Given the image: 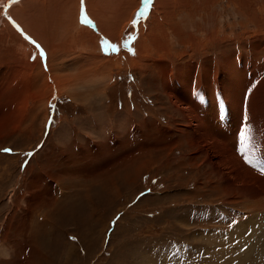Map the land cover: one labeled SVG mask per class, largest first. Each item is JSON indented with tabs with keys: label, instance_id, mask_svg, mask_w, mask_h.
I'll return each instance as SVG.
<instances>
[{
	"label": "rangeland",
	"instance_id": "obj_1",
	"mask_svg": "<svg viewBox=\"0 0 264 264\" xmlns=\"http://www.w3.org/2000/svg\"><path fill=\"white\" fill-rule=\"evenodd\" d=\"M26 2L106 69L46 94ZM143 3L0 0V264H264V0Z\"/></svg>",
	"mask_w": 264,
	"mask_h": 264
},
{
	"label": "bare ground",
	"instance_id": "obj_2",
	"mask_svg": "<svg viewBox=\"0 0 264 264\" xmlns=\"http://www.w3.org/2000/svg\"><path fill=\"white\" fill-rule=\"evenodd\" d=\"M92 1H94V0H92ZM92 1L88 0V4L86 5V7H87V10L90 12V14L93 17L92 20H94V23L96 24L95 27L98 26V29H100V31H102L103 34L109 35L113 30H115L116 25H118L121 22L120 18L119 19L115 18V16L113 14H111L110 16L108 15L107 17L104 16L103 13L106 12V10H108L110 12L109 7H108V9L105 6H104L105 8H103L102 5L100 4V2H103L105 0H96L91 5H89L90 4L89 2H92ZM26 3H27L26 4L27 10L25 11L26 13L22 14V17L20 16L19 13L14 12V14L16 15V17L18 19H20L19 21L21 22V24H23L24 29L29 31V34H31L33 37H35L36 39L37 38L39 39V42L41 43L40 45L42 46V49H44V51L46 52V58L44 59L46 62H44L42 57L40 58V54L42 53V50L40 48L41 46L36 47L37 48V50H36V48H34L32 45H30L26 41H24L25 44L23 43V47H25L27 50H24L22 57L26 58L28 56L29 58H31L32 61L39 60V62L36 65L31 64V67L34 70V72H38L37 75L35 74V76H34V79H36L37 81L40 79L38 76H41V73H42L41 71L44 72V74H45L44 83L46 85V94L49 91H52L53 88H57V90H59V91H63L64 89H66V91L68 92L70 88H73L74 83H77L82 78L89 81V80L93 79L92 78L93 76H91V75H94V76L98 75L99 71L103 72V70L106 69L104 67V65L106 66V62H105L104 58L97 56V54L83 53V52H78L77 54L72 56V58H70V62L68 60L69 64L64 65L65 67L61 66L60 63H63L64 53L52 54V51L50 52V49H52V50L57 49L58 46L61 45V43L56 44V45H52L51 41L53 42V40L55 38H58V37L60 40H62L63 35L61 36V32H59V31H58V33H56V26H54L53 22L47 20L48 18L46 19V14H45V17L43 18V21L37 20L39 22V23L37 22L38 24H34V23L30 22L29 19L30 20L32 19L31 21H33L34 20L33 16L37 15V12H36L37 6H34L33 4L31 5L29 2H26ZM94 3L100 4V6L99 5L98 6L100 8L101 13L99 12L98 9L94 8V5H93ZM63 4H64V9H63V6L61 7V12L63 14L62 20L65 18V16L67 14H68L67 16H69V17H71V16L76 17L77 16L76 14L79 13L78 10L74 11L76 14L74 12L72 14H70L71 10L68 13H65V8L68 7V6H66L68 4V1L64 2ZM101 9L104 12H102ZM31 17H33V18H31ZM53 17H54V15H53ZM116 17H119V15L117 16V14H116ZM39 18H40V16H39ZM62 24L64 25V21H62ZM70 32H71V34H70L71 38L69 39V41L72 40L71 43H73L74 48L78 47L81 49L89 50V49L97 48L96 45H99V47H101V48H103L105 46L106 41L104 40L105 41L104 42L103 39L97 38L94 35L95 31L94 30L92 31V28L88 29L86 26L78 24V22L77 23H71V31ZM26 33H28V32H26ZM26 36H27V34H25V38L28 39V37H26ZM59 39H57V40H59ZM133 49H134V52H136V47H134ZM102 59L104 60L102 66L101 65L98 66L96 64V62L99 60L101 61ZM65 60H66V58H65ZM54 63L57 64L58 67L55 66V68H54ZM44 66L47 67L46 70H44ZM95 69H97V73L95 72ZM62 70H67V72H65V71L61 72ZM50 80H53V83H51ZM68 82H72V84H71L72 86L68 85ZM65 83H67V87H66ZM69 86H71V87H69ZM32 88H33V86H32ZM36 90L39 92L38 89H36ZM36 90H34L33 93H35ZM34 96H36V94Z\"/></svg>",
	"mask_w": 264,
	"mask_h": 264
},
{
	"label": "snow or ice",
	"instance_id": "obj_3",
	"mask_svg": "<svg viewBox=\"0 0 264 264\" xmlns=\"http://www.w3.org/2000/svg\"><path fill=\"white\" fill-rule=\"evenodd\" d=\"M144 2L147 3V0H144ZM81 4L83 6V0H81ZM82 17H83V13H82ZM133 23H135V21ZM32 42L35 43L34 41H32ZM37 47H39V45H37ZM113 50L115 51V46H113ZM4 151L7 152V151H10V149H4ZM241 151H243V148L241 149ZM27 155H31V153H28ZM246 159H247V157H246ZM141 195H143V193ZM71 239H75V238H71Z\"/></svg>",
	"mask_w": 264,
	"mask_h": 264
},
{
	"label": "water",
	"instance_id": "obj_4",
	"mask_svg": "<svg viewBox=\"0 0 264 264\" xmlns=\"http://www.w3.org/2000/svg\"><path fill=\"white\" fill-rule=\"evenodd\" d=\"M149 1H151V0H147V3H143L142 5H140L141 8H143V7H149V5H150ZM148 3H149V5H147Z\"/></svg>",
	"mask_w": 264,
	"mask_h": 264
}]
</instances>
